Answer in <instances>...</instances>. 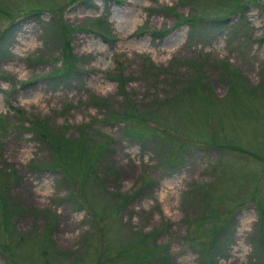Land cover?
<instances>
[{"label":"rangeland","instance_id":"1","mask_svg":"<svg viewBox=\"0 0 264 264\" xmlns=\"http://www.w3.org/2000/svg\"><path fill=\"white\" fill-rule=\"evenodd\" d=\"M263 230L264 0H0V264H264Z\"/></svg>","mask_w":264,"mask_h":264},{"label":"trees","instance_id":"2","mask_svg":"<svg viewBox=\"0 0 264 264\" xmlns=\"http://www.w3.org/2000/svg\"><path fill=\"white\" fill-rule=\"evenodd\" d=\"M188 20H190V17H189V18H184V19H182V22H183V23H186V24H188V25H189V23L191 24V26L189 27L190 31H192L193 29L197 28L196 25H195L194 23H198V22H200V21H191V22H189ZM212 21H215V22H216V23L213 24V25L218 26L219 24H221L220 19L212 20ZM210 22H211V21H210ZM213 25H212V24H209V26H213ZM206 26H207V22H206ZM210 28H213V27H210ZM69 71H70V70L67 69V71H66V73H65L64 75L57 76V77L54 78V79H55V80H56V79H61L62 83H63V82H66L65 80L68 79L67 75H68ZM117 83H118V80H117ZM184 84H186V81H185ZM19 112H21V111H19ZM126 113H127V112H126ZM33 128H34V126H33ZM33 128H32V129H33ZM39 134H41V135L44 137V140H45V141H47L48 143H50L51 145H53V141H55L54 137H51L50 135H45V134H42V133H39ZM131 134H133V133H131ZM143 135H144V134H143ZM142 137H143V136H142ZM142 137H141V138H142ZM136 138L138 139V141H140V140H139V138H140L139 135L136 136ZM162 142H163V141H162ZM140 143L143 144L144 142L141 141ZM177 165H178V162H177L176 166H177ZM217 231H218V230H217ZM263 231H264V230H263ZM263 234H264V232H263ZM215 240H218V239L215 237Z\"/></svg>","mask_w":264,"mask_h":264}]
</instances>
